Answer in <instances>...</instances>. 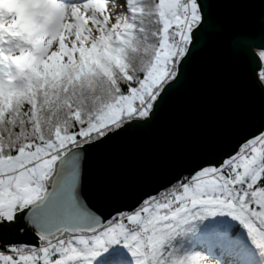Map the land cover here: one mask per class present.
<instances>
[{"label": "snow or ice", "instance_id": "1", "mask_svg": "<svg viewBox=\"0 0 264 264\" xmlns=\"http://www.w3.org/2000/svg\"><path fill=\"white\" fill-rule=\"evenodd\" d=\"M207 2L0 0V264H264V125L132 204L84 192L89 151L180 80Z\"/></svg>", "mask_w": 264, "mask_h": 264}, {"label": "water", "instance_id": "2", "mask_svg": "<svg viewBox=\"0 0 264 264\" xmlns=\"http://www.w3.org/2000/svg\"><path fill=\"white\" fill-rule=\"evenodd\" d=\"M180 80L150 121L89 151L86 196L132 204L264 125V88L253 52L264 45V0H208Z\"/></svg>", "mask_w": 264, "mask_h": 264}, {"label": "rangeland", "instance_id": "3", "mask_svg": "<svg viewBox=\"0 0 264 264\" xmlns=\"http://www.w3.org/2000/svg\"><path fill=\"white\" fill-rule=\"evenodd\" d=\"M260 71V70H259Z\"/></svg>", "mask_w": 264, "mask_h": 264}]
</instances>
